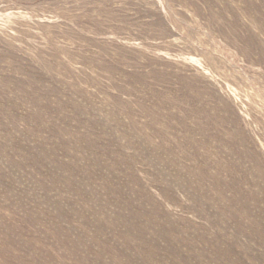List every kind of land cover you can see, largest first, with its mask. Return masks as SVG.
<instances>
[{"label":"rangeland","instance_id":"374dc122","mask_svg":"<svg viewBox=\"0 0 264 264\" xmlns=\"http://www.w3.org/2000/svg\"><path fill=\"white\" fill-rule=\"evenodd\" d=\"M0 264H264V0H0Z\"/></svg>","mask_w":264,"mask_h":264}]
</instances>
